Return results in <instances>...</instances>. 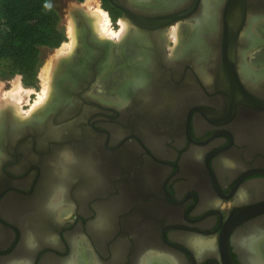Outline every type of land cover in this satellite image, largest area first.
I'll return each mask as SVG.
<instances>
[{"label":"flooded vegetation","instance_id":"flooded-vegetation-1","mask_svg":"<svg viewBox=\"0 0 264 264\" xmlns=\"http://www.w3.org/2000/svg\"><path fill=\"white\" fill-rule=\"evenodd\" d=\"M96 1L120 26L122 11ZM179 1L128 4L159 7L139 17L177 7L169 13L181 17L193 0ZM220 9L202 0L190 20L148 35L130 28L121 40L75 17L76 51L59 60L51 99L28 119L0 121V264H225L224 246L244 264L234 240L250 226L261 229L249 249L264 263V12L248 23L249 13L243 31L254 36L239 35L226 66ZM205 20L215 37L201 35ZM57 181L63 202L41 215L27 251L23 229ZM241 193L250 197L240 203ZM188 240L213 245L202 252Z\"/></svg>","mask_w":264,"mask_h":264},{"label":"bare ground","instance_id":"bare-ground-1","mask_svg":"<svg viewBox=\"0 0 264 264\" xmlns=\"http://www.w3.org/2000/svg\"><path fill=\"white\" fill-rule=\"evenodd\" d=\"M182 1L183 0L179 1V4H182ZM260 1H262V0H249L250 6H248V0H247V9H246L244 23L238 29V34H237L236 42L234 45V50H233V60H234L233 62H234V64H235L234 52L236 50L239 35L242 33L241 37H243V40L246 43H247V41L249 42L251 40L250 36H254V32L250 29L243 31V29L246 27L245 23H246V20H247L249 13L253 12L250 14L248 23L252 22V20H254L255 17H259L258 15L260 13H257L258 11L264 12L262 8L258 7L259 5L257 6V2H260ZM126 2L128 3V0H126ZM223 2H224V0H220V7H222ZM177 4L178 3L173 4V5L177 6ZM201 4H202V0L200 1V7H201ZM200 7H198V9ZM198 9L196 10V12L198 11ZM196 12L194 13V15L196 14ZM80 13L84 14L88 18V21L93 26V28L96 31V33L98 34L99 38L103 39V40H113V39L121 40L130 29V26L128 25V23L125 20H121L119 22L120 23L119 25L121 27L119 32H116L113 29H111V19H110L108 13L103 11L98 5H96L93 2H89V3H86L84 5L77 6L75 9L72 10L73 24L70 28V34H71V38H72L71 41L72 42L68 45H65L62 48V50L58 54L59 60H61L63 57L72 56L76 51L77 40H78V37H77L78 23H77L75 17L84 16ZM202 17L208 18V13H206V15L204 14V16L202 15ZM231 23H232L233 27H236L238 25V19H237L235 14H233V16H232ZM211 25H212V23L210 24L209 22H207L205 20L204 24L201 26V28L203 29V31L200 32L201 35L204 34L205 37L208 36V39L215 37L217 34L216 30L212 29L213 25L212 26ZM180 27H181L180 25H177L170 30L171 38H173L175 41H178V39H179ZM210 29H212V30H210ZM206 30H210L209 33L210 32L211 33L205 34L204 31H206ZM138 33H140V32H138ZM238 54H239V52H238ZM56 60L57 59H55V62L51 61V63L49 64L50 65L49 66L50 67V71H49L50 77L49 78H52V81H53V77L55 75L56 69L59 65L58 61L56 64ZM49 81H51V80L49 79ZM25 91L26 90L22 87L20 82L19 81L16 82L14 89L11 92H9V95H8L9 101H7V103L5 102L6 104H4V102H3L4 105L0 104V121L2 119H4L5 117H7L6 118L7 120L12 121V116H10V114L14 115L15 112H18V115L16 114L17 116H19V113L21 114V109H19V107H20L19 102H21L20 95H24L23 93H25ZM51 97H52V87H51V83H50L48 85V87L45 88L44 92L42 93V96L41 95L39 96V101H37L32 106L29 113H27L25 117H23L22 114L19 117L22 119H28V118L32 117L33 115L39 113L40 109L44 107V105L51 99ZM3 99L8 100L7 97L3 98ZM54 165H55L54 177L56 178L57 176H62L63 174H61V172L58 169L59 167L57 168V166L58 165H61V166L65 165V159L63 158L61 160H58V162L55 163ZM55 178H54V180H55ZM57 183H60V182L57 181L54 184L53 188L49 190L48 194L45 195L43 205L40 204L33 210L34 221L32 220L30 225L28 224L29 222H26L27 223L26 228L23 229L24 240H22V241H24V243H23V245L22 244L21 245L27 251H32V248L35 247L36 243L34 240L37 236H39L41 238V215H46L48 213H52V214L55 213V209L57 210L63 202L62 186L56 187ZM249 197H250V195L248 196L246 193H241L239 196V199L237 201L240 203L245 202L246 199H248ZM257 231H261V229L258 227L250 226L247 230L244 231V233H240V234H237V236H235L234 243H235L237 250L239 251L240 255L243 258L244 264H264L255 255H252L250 252V249H249L251 247V244H252V239L255 237L254 233H257ZM39 237L36 240H40V242H41V239H39ZM45 241L46 242L47 241L52 242L51 239L49 240L48 237L45 239ZM188 243L193 249L197 248V250L199 248L203 249L204 247H206L205 249L202 250V252L210 249L211 246L213 245L210 242H206V241L202 242V241H197V240H190V241L188 240ZM198 251H201V250L199 249ZM178 261H179V263H181L180 260H178ZM241 261H242V259H241ZM170 262H172V264H178L176 262V258L170 259ZM7 264H26V263L25 262L16 263L14 261L12 263L8 262ZM64 264H72V263H71V261L68 260Z\"/></svg>","mask_w":264,"mask_h":264},{"label":"trees","instance_id":"trees-1","mask_svg":"<svg viewBox=\"0 0 264 264\" xmlns=\"http://www.w3.org/2000/svg\"><path fill=\"white\" fill-rule=\"evenodd\" d=\"M57 1L0 0V61L8 63V75H21L25 85H32L35 79L42 49L56 48L63 41L57 27Z\"/></svg>","mask_w":264,"mask_h":264},{"label":"water","instance_id":"water-1","mask_svg":"<svg viewBox=\"0 0 264 264\" xmlns=\"http://www.w3.org/2000/svg\"><path fill=\"white\" fill-rule=\"evenodd\" d=\"M110 3L115 6L116 8L120 9L123 13L122 20H125L128 25L130 26L132 33L133 32H140L141 34L148 35L151 34L156 29H162L166 27L167 25L171 24L172 22H175L176 20H190L192 14L196 12L198 7H200V1L201 0H193L185 9H181L182 16L179 17L178 14L174 15V13H169L171 11L180 10L178 7L176 9H168L162 11V13L157 14V16H146V17H139L136 12H144L146 11H152L154 8L153 6L148 5L146 9H138L136 7H132L130 4H128L126 1H120V0H109ZM153 7V8H152ZM159 8V7H158ZM158 8H154L153 10H156ZM247 9V0H224L222 7L220 9L221 13V36H222V42H220L221 47V60L224 65L228 66L230 65V62L233 59V50H234V44L235 40L238 34V29L240 26L244 23L245 14ZM161 12V11H160ZM233 14L236 15L238 19V25L236 27L232 26L231 20ZM231 23V24H230ZM95 46L97 45L100 47L101 45L107 44L106 41H99L98 39L94 40L93 43ZM224 45H226L224 47ZM226 48V50H224ZM97 58V57H96ZM98 60V59H97ZM225 67V66H224ZM264 211V209H262ZM260 211H253L251 214H257ZM241 215L247 213L246 210L241 209ZM246 215V214H245ZM233 218L234 214H233ZM224 252L226 254V257L224 259L225 264H236V261L230 256L228 248L224 246Z\"/></svg>","mask_w":264,"mask_h":264},{"label":"rangeland","instance_id":"rangeland-1","mask_svg":"<svg viewBox=\"0 0 264 264\" xmlns=\"http://www.w3.org/2000/svg\"><path fill=\"white\" fill-rule=\"evenodd\" d=\"M93 2L96 5H98L103 11L107 12V8L102 7L100 3L96 0H84L82 2L78 1H73V0H65V1H60L58 0L55 5V7L59 10L60 12V20L58 21L57 27L61 31L63 35V41L62 43L53 49L49 48H43L42 49V62L40 64V67L37 70L35 79L32 83V85H25L24 80L22 79V76L19 74H12L8 75L6 72V67L8 66V63L5 61H0V104H6L7 101H9V92H11L14 87L16 82H20L22 87L26 90L24 95H20V100L19 102V109H21V114L24 117L29 111L31 110L32 106L39 101V96H42V93L44 92L45 88L48 87V85L51 83L52 87V78L50 77L49 71H50V63L51 61L55 62L56 64L57 61L59 62V57L58 54L62 50V48L65 45L70 44L72 41L71 34H70V28L73 24V17H72V10L75 9L77 6L84 5L86 3ZM108 13V12H107ZM109 15V14H108ZM110 16V15H109ZM117 18L115 15L113 19H110L114 21V19ZM112 21V26L111 29L115 30L114 28H121L120 26L116 27L115 24H113ZM120 22L121 19L116 20V22ZM49 79L51 81H49ZM27 92V93H26ZM8 100H5L3 98H6ZM19 100V101H20ZM6 102V103H5ZM3 104V105H4ZM18 115V112H15L14 115ZM19 113V116L21 115Z\"/></svg>","mask_w":264,"mask_h":264}]
</instances>
